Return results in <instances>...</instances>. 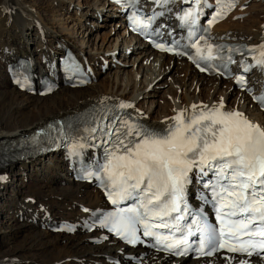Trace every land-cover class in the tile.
<instances>
[{"label":"bare ground","instance_id":"bare-ground-1","mask_svg":"<svg viewBox=\"0 0 264 264\" xmlns=\"http://www.w3.org/2000/svg\"><path fill=\"white\" fill-rule=\"evenodd\" d=\"M49 1L56 5L58 16L68 19L66 27L59 25L56 28L53 5L50 8L43 0H0V143L101 102L125 101L133 105L131 110L137 118L154 128L165 129L178 111L190 110L193 104L211 107L223 98L225 111H240L250 121L264 127V116L245 93L233 87L232 81L207 78L188 63L157 54L141 43H137L135 49H129L127 31L109 43L90 44L87 37L102 27L99 20L117 21L119 28L124 27L120 8L105 0H88L91 8L75 13L80 14L78 22V18L68 16L77 0ZM62 10L67 13L63 12V15ZM244 13L249 15L247 19L234 21L231 18L215 31L226 38L257 45L264 36V0H254V5ZM90 18L97 20L90 23ZM84 23H89L91 28H85ZM78 28H85L83 37L79 36L76 43H71L70 37L78 35ZM113 30L116 35L117 26H113ZM86 32L89 33L85 37ZM64 48L76 50L92 69L94 82L91 85L83 89L60 87L44 98L25 94L12 85L7 69L16 57L37 53L50 56L53 51L61 55ZM42 60L46 58L42 57ZM106 62L109 72L106 79L100 80L101 66ZM129 65L134 66L133 80L126 69ZM136 67H139L137 72ZM177 74L185 76L179 79ZM170 77L177 78L176 82L173 79L169 82L170 92L163 91V101L155 100ZM179 89L183 90V96L178 94ZM44 166L49 171H45ZM0 176L4 177L0 180V264H117L111 259H118L119 264H133L124 259V255L143 253H146L143 264H227L219 258L172 260L153 252H136L111 238L98 243L95 240L99 234H86L81 229L72 235L44 230L42 226L47 223L78 222L97 209L107 208L98 191L72 181L63 156L59 154L10 164ZM9 185H12V195L6 192ZM60 185L64 188L58 191ZM236 261L234 259L233 264ZM251 264L263 262L253 259Z\"/></svg>","mask_w":264,"mask_h":264},{"label":"snow or ice","instance_id":"snow-or-ice-1","mask_svg":"<svg viewBox=\"0 0 264 264\" xmlns=\"http://www.w3.org/2000/svg\"><path fill=\"white\" fill-rule=\"evenodd\" d=\"M115 2L134 6L138 0ZM154 2L163 5L170 0ZM193 2L199 5L201 0ZM216 4L215 14L208 21L209 29L235 7L236 0H216ZM198 15V10L193 8L181 17L183 23L189 25L190 47L195 49V56L190 55L189 59L202 72L206 68L201 66V61L215 71L211 61L224 49L214 47L203 36L193 39ZM151 19L142 18L136 11L131 16L136 29L146 28ZM200 40H205L203 47ZM155 47L173 51L162 43ZM227 51L240 52V49L228 48ZM247 51L258 53L252 59L256 66L264 69V43ZM175 54L185 55L184 52ZM227 62L235 63L231 55L227 56ZM69 68L78 71L72 65ZM248 70L245 66L244 71ZM236 81L243 85L245 78L239 76ZM16 82L24 86L19 79ZM253 98L264 106V94ZM118 107L129 109L133 105L120 103ZM224 109L223 98L211 107L193 104L190 110L183 109L172 116L171 123L163 130H152L116 116L104 133L112 145L106 149L105 162L89 174L105 190L111 204L117 206L115 212L104 218L103 226L130 245L143 243L138 234L142 229L144 237L154 240L156 251L172 255H187L191 249L189 237L199 233L200 256H214L223 250L264 261V128L240 111ZM83 131L88 136L71 142L70 155H78L86 146L81 141L87 140L97 129L85 127ZM193 169L201 176L209 172L214 176V180L206 181L203 187L210 193V198L205 196V202L212 204L217 226L210 225L199 214L185 223L191 215L186 189ZM3 179L0 176V180ZM130 199L135 201L133 206L119 207ZM161 230H167V234ZM177 233L181 234L179 238ZM224 259L227 264H233L235 257L225 256ZM236 264H251V261L239 259Z\"/></svg>","mask_w":264,"mask_h":264},{"label":"rangeland","instance_id":"rangeland-1","mask_svg":"<svg viewBox=\"0 0 264 264\" xmlns=\"http://www.w3.org/2000/svg\"><path fill=\"white\" fill-rule=\"evenodd\" d=\"M31 1H41V0H31ZM252 2L249 4V6L251 7L252 5H254V0H251ZM43 2H44V4L45 5H48V7H50L51 8V6L53 5V3L51 4V2L49 1V0H43ZM89 1L88 0H77L76 1V3H74V5H73V7H72V9H70L69 10V12H68V16H74L75 18H78L79 20H78V22L81 20V18H80V14L79 13H77V14H75L76 12H80V10L79 9H83V10H89L90 8H91V6H92V4L91 3H88ZM39 3V2H38ZM37 3V4H38ZM51 4V5H50ZM91 4V5H90ZM55 9H54V8ZM78 8V9H77ZM52 11H54V15H53V17L56 19V22H57V24H56V28H57V26H59V25H64L63 27H66L67 26V20L68 19H66V17L65 18H63L62 16H58V14H60V13H56L55 12V10H58L57 9V7H56V5H53L52 6V9H51ZM63 12H65V13H67V11H64V10H62L61 11V13L63 14ZM57 14V15H56ZM64 15V14H63ZM249 16L247 15L246 17H245V19H247ZM94 18H90L89 19V21L88 22H93V21H96V20H93ZM242 20H244V19H242ZM99 23V22H98ZM100 24V26L102 25V27H98L96 30H95V32H94V34H92L91 36H88V33L89 32H86V35H85V37L86 36H88L87 37V40H90L91 42H90V44H94L95 42L98 44V46H100V45H102L103 43L104 44H106L107 42L109 43V42H111L114 38H116V37H118V36H123L124 34L123 33H125L126 32V29L125 28H119L118 27V23H115V22H106V21H104V22H100L99 23ZM84 25H85V28H91V27H89V23H84ZM113 26H117V31H118V33L115 35L114 34V30H113ZM85 28L83 29V28H78V35L76 34V36L75 35H72V37H70V42L71 43H74L76 40L78 41L80 38L82 39V37H83V34H82V31L83 30H85ZM111 28H112V30H111ZM66 29V28H65ZM59 31H61V30H59ZM75 36V37H74ZM79 36H80V38H79ZM78 37V38H77ZM84 39V38H83ZM76 41V42H77ZM104 41V42H103ZM75 42V43H76ZM109 44H107V46H108ZM107 68H105V69H102V77L100 76V80H103V79H106L107 78V74L106 73H108L109 72V70H108V67H109V65H108V63H107ZM126 69L128 70V71H130L131 72V74L132 75H130V80H133L134 79V75H135V73H133V72H135V70H133L134 69V66L133 65H129V66H126ZM137 70H139V67H136V72H137ZM178 75V78L179 79H182V78H184V74H177ZM132 78V79H131ZM172 79L173 80H175V82H176V79L177 78H171L170 77V79L169 80H165V82H166V84H167V81H168V84L166 85V86H164V87H162L161 88V91H160V93H159V97H157L155 100H157L158 98V100L161 102V101H163L161 98L163 97L162 95H164V92L163 91H165L166 90V92L167 93H169L170 91V85H169V82L170 81H172ZM162 79H159V81H161ZM158 81V82H159ZM173 82V81H172ZM172 84V83H171ZM174 87V86H173ZM172 87V88H173ZM168 88V89H167ZM174 89V88H173ZM163 92V93H162ZM197 92H198V90H197ZM183 90L182 89H179V91H178V94L180 95V96H183ZM211 93V92H210ZM212 94V93H211ZM165 97H166V95H165ZM168 98H169V96H168ZM152 99H154V98H152ZM149 100H151V98L150 99H147V101H149ZM144 101V100H143ZM142 101V102H143ZM160 105H162L163 106V103H160ZM47 166V165H46ZM46 166H44L43 167V169H45V171H49L47 168H46ZM40 180V178H38V181ZM10 186H12V185H9L8 186V190L6 191L7 192V194L8 195H12L13 194V190H12V187H10ZM62 188H64V186H57V190L59 191V190H61ZM15 194V193H14ZM19 240H20V238H19ZM17 242H20V241H17ZM3 251V250H2Z\"/></svg>","mask_w":264,"mask_h":264}]
</instances>
